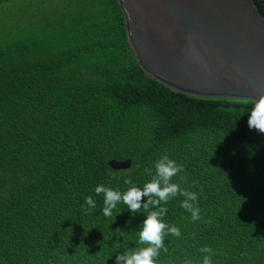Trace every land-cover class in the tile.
<instances>
[{
  "label": "trees",
  "instance_id": "obj_1",
  "mask_svg": "<svg viewBox=\"0 0 264 264\" xmlns=\"http://www.w3.org/2000/svg\"><path fill=\"white\" fill-rule=\"evenodd\" d=\"M251 107L147 77L117 0H0V264H115L146 213L118 204L105 218L94 188L143 187L162 155L183 166L172 182L198 193L201 219L182 196L168 202L181 236L165 237L157 264H202V246L213 264H264V134L247 126Z\"/></svg>",
  "mask_w": 264,
  "mask_h": 264
},
{
  "label": "water",
  "instance_id": "obj_2",
  "mask_svg": "<svg viewBox=\"0 0 264 264\" xmlns=\"http://www.w3.org/2000/svg\"><path fill=\"white\" fill-rule=\"evenodd\" d=\"M144 74L199 98L264 96V15L252 0H117ZM127 170L130 160L108 162Z\"/></svg>",
  "mask_w": 264,
  "mask_h": 264
},
{
  "label": "clouds",
  "instance_id": "obj_3",
  "mask_svg": "<svg viewBox=\"0 0 264 264\" xmlns=\"http://www.w3.org/2000/svg\"><path fill=\"white\" fill-rule=\"evenodd\" d=\"M247 113L249 130L264 134V96L253 100L252 107ZM154 169V174L150 168L144 169L145 174L152 178L145 182L143 187L135 185L131 179H125L124 184L131 185L126 191L105 187L102 184L94 188L96 195L103 194L101 213L105 218L113 217L118 204L125 205L130 215L139 214L142 209L146 213L138 233L137 247L115 253V264H157L161 252L168 251L164 243L165 237L181 236L177 226L165 222L168 213L167 204L178 195L183 197L180 207L191 214V219L193 221L201 219L198 193L184 190L179 184L172 182L173 177L183 172V166L170 159L168 155H162L154 162ZM96 207V201L92 196L84 198L82 208L85 215L94 212ZM199 252L202 254V264H213L211 247L202 246ZM185 264L191 262L186 260Z\"/></svg>",
  "mask_w": 264,
  "mask_h": 264
}]
</instances>
